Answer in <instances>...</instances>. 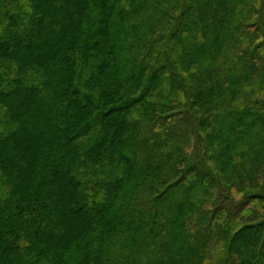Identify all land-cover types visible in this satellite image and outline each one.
Wrapping results in <instances>:
<instances>
[{"label": "trees", "instance_id": "trees-1", "mask_svg": "<svg viewBox=\"0 0 264 264\" xmlns=\"http://www.w3.org/2000/svg\"><path fill=\"white\" fill-rule=\"evenodd\" d=\"M0 264H264V0H0Z\"/></svg>", "mask_w": 264, "mask_h": 264}]
</instances>
